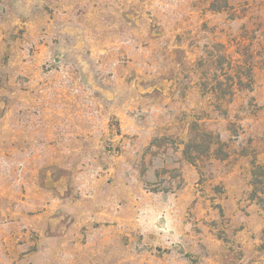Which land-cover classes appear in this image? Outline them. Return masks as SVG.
<instances>
[{
    "label": "rangeland",
    "instance_id": "1",
    "mask_svg": "<svg viewBox=\"0 0 264 264\" xmlns=\"http://www.w3.org/2000/svg\"><path fill=\"white\" fill-rule=\"evenodd\" d=\"M0 264H264V0H0Z\"/></svg>",
    "mask_w": 264,
    "mask_h": 264
}]
</instances>
